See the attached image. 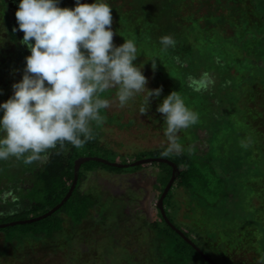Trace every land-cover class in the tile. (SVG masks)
I'll use <instances>...</instances> for the list:
<instances>
[{
	"label": "trees",
	"instance_id": "trees-1",
	"mask_svg": "<svg viewBox=\"0 0 264 264\" xmlns=\"http://www.w3.org/2000/svg\"><path fill=\"white\" fill-rule=\"evenodd\" d=\"M75 2L60 0V6L71 8ZM108 3L112 7L114 45L133 39L138 54L134 62L143 64L148 88H162L159 97H149V106L155 105L154 125L165 129L156 106L172 90L178 91L186 105L198 114L195 124L179 131L183 145L179 155H162L167 146L163 145L138 150L132 153V160L165 157L177 165L178 173L162 199L164 212L186 237L187 232L196 234L202 243L198 247L215 264H264V0ZM17 7L18 0H0V101L12 94L11 85L21 78L24 58L29 54L20 43L23 32L15 18ZM165 34L176 41L167 50L159 45V38ZM152 58H156L155 69L151 67ZM204 72L214 83L205 90L193 91L187 78H199ZM110 91L100 95L108 98ZM100 113L101 120L91 124L93 138L81 147L68 142L58 144L47 151L40 163L25 164L23 158L9 157L18 160L23 171L18 177L13 170L9 179H3L7 185L1 188L13 190V200L0 204V223L37 216L58 203L71 184L74 160L79 156L132 161L100 142L103 124L115 118L108 115L107 109ZM198 130L206 133L203 151L192 144L198 138ZM146 164L159 167L153 185L158 198L171 174V166L164 161L127 167L95 159L81 162L76 184L58 208L34 221L0 226V264H38L40 249L61 255L57 264H212L164 220L156 204V217L151 220L140 212L127 214L124 207L137 203L142 194L131 186L119 197L92 185L82 187L90 172H133ZM26 170L30 183L20 186ZM172 187L186 194L191 218L203 213L208 217L214 206V225H220V229L207 224L212 221L211 216L203 219L201 225L185 224V229L174 223L170 216ZM244 213L251 220L242 218ZM131 226L143 228L148 237L137 251L120 242L121 228L135 241L141 240ZM88 228L93 233L107 228L105 238L91 241L84 234ZM252 238H256L254 242ZM190 240L197 244L193 238ZM248 250L253 253L251 261L244 257Z\"/></svg>",
	"mask_w": 264,
	"mask_h": 264
},
{
	"label": "clouds",
	"instance_id": "clouds-1",
	"mask_svg": "<svg viewBox=\"0 0 264 264\" xmlns=\"http://www.w3.org/2000/svg\"><path fill=\"white\" fill-rule=\"evenodd\" d=\"M111 8L108 0H76L71 8L61 7L60 0H18L20 43L29 54L21 78L11 85L12 94L0 101V160L16 157L30 164L44 160L58 144L81 147L93 138L91 124L101 120L100 110L110 106L100 95L109 89H116L121 107L146 90L140 114L149 107V97L160 96L162 88L146 87L143 64L134 62L135 41L114 45ZM175 44L170 34L159 38L163 50ZM151 61L155 69L156 58ZM187 79L197 92L214 83L207 72ZM156 111L166 124L162 155H179L183 145L177 133L195 124L198 114L176 90L163 96Z\"/></svg>",
	"mask_w": 264,
	"mask_h": 264
},
{
	"label": "rangeland",
	"instance_id": "rangeland-1",
	"mask_svg": "<svg viewBox=\"0 0 264 264\" xmlns=\"http://www.w3.org/2000/svg\"><path fill=\"white\" fill-rule=\"evenodd\" d=\"M83 2V0H82ZM144 74V73H143ZM149 80V79H148ZM146 87L147 84H146ZM110 95L108 99L110 100V106L107 109L108 115H112L115 118L112 119L110 123L103 124L102 132L100 133V142L115 150L120 156L125 157L127 160H132L133 155L132 153L142 150L148 149L155 146H163L167 145V138L164 135V128L157 127L155 124V117L153 116L154 106H149L145 113L140 114V106L139 104L142 103L143 95L145 92H141L140 94L137 93L133 98H131L126 105L121 107L119 102L116 98V89H110ZM140 95V96H139ZM152 118V119H151ZM154 118V119H153ZM130 121V123H129ZM119 124H118V123ZM198 138H195L192 144L197 146L199 151H203L206 148V143L204 137L206 133L204 130H198L197 132ZM178 142L181 144V136L180 133H177ZM182 145V144H181ZM98 156V155H94ZM101 157V156H99ZM116 159L122 160L121 157H116ZM7 162L4 160H0V189L7 185L3 179H6L11 176V172L15 170V174L20 177L21 172L23 171L20 167V163L17 161L11 160L10 158L6 159ZM13 161V162H12ZM40 163V161H38ZM158 165L153 164H146L145 166L136 169L133 172H121V173H109L103 170L96 171L95 173H88V177L83 181L82 187L83 188H90V185L96 187L97 189L107 190L109 193L115 195V197H119L124 195V189L129 185L132 188L136 189L137 191L141 192V197L137 201V203H132L131 205H127L124 207V210L127 214H138L139 212L144 214V217L148 220H151L156 217V210L155 204L157 201V189H153L155 174L158 171ZM28 170L24 171L21 177L25 179L20 180V186H26L30 183L27 181L26 177L28 176ZM26 176V177H25ZM92 187V188H93ZM260 188V187H258ZM258 188H255L254 191L257 192ZM6 189V188H5ZM175 187L171 188V191L174 193L171 199L170 208L173 210L170 211V216L174 223L178 224L181 228L185 229V224L189 225L187 227H191L193 223H197L198 225L202 224L203 219H208L211 216L213 219L208 221L207 224L212 226L214 223V206L210 212H208V217H206V213L203 214H196L193 216L194 218L190 217L191 212H189L188 206V198H186V194L179 190H174ZM15 193V192H14ZM185 195V196H184ZM0 204H4L5 201L13 200V190H3L0 193ZM212 198V197H211ZM210 198V199H211ZM214 201V200H212ZM211 201V202H212ZM247 204V200L245 202ZM121 206V205H119ZM178 207V208H177ZM250 208V203L248 204ZM262 209V205L259 206ZM122 208V207H121ZM106 207H104L105 211ZM135 209H138V212H134ZM112 210H107L108 213H111ZM216 211V210H215ZM246 212V211H245ZM245 215L242 216L244 219L251 220V216L244 213ZM187 216V217H184ZM233 222L236 221L235 219L232 220ZM91 223V222H90ZM120 223V221H119ZM126 224V223H125ZM132 225V224H131ZM220 226V225H219ZM213 227L216 229H220V227ZM130 227V226H129ZM131 228L136 229L137 232H133L135 236H139L141 240H134L132 234H127L124 232V229H120V237L121 243H126V246L129 248H137L142 246V243L148 238L146 233L144 232L143 228ZM107 229V228H105ZM105 229L103 231L94 232L91 228L87 229L84 234L88 235L91 241H97L100 237H104ZM216 229V230H217ZM214 230V229H213ZM124 233V234H123ZM188 238H193L197 246H202L201 240L196 236L195 233L187 232ZM127 234V235H125ZM105 238V237H104ZM256 238H252V242H254ZM90 241V242H91ZM260 241V240H259ZM84 245V244H83ZM82 246V245H81ZM117 248V247H116ZM252 250V249H251ZM247 251L244 253V257L246 260H252V251ZM116 253V252H115ZM39 254V261L38 264H57L60 260H62L61 255H55L54 253L50 252L49 250L40 249L37 253ZM116 255V254H115ZM255 255V254H254ZM214 257V256H213Z\"/></svg>",
	"mask_w": 264,
	"mask_h": 264
},
{
	"label": "water",
	"instance_id": "water-1",
	"mask_svg": "<svg viewBox=\"0 0 264 264\" xmlns=\"http://www.w3.org/2000/svg\"><path fill=\"white\" fill-rule=\"evenodd\" d=\"M87 159H95V160H99L111 165H116V166H122V167H127V166H133L139 163H143V162H149V161H153V160H157V161H164L166 163H168L171 166V174L162 190V192L160 193V195L157 198L156 201V206L159 209V211L161 212L164 220L172 227L174 228L187 242H189L192 246H194L207 260H209L212 264H215L211 259H209L201 250L198 246H196L188 237H186L179 229H177L167 218L164 209H163V204H162V199L165 196V194L167 193L168 189L170 188L174 178L176 177L177 173H178V167L177 165L165 158V157H144V158H139L136 160H132V161H128V162H114L108 159H105L103 157H99V156H79L74 160V164H73V179L71 181V184L67 190V192L65 193V195L61 198V200L56 203L54 206H52L51 208H49L47 211L43 212L42 214H39L37 216H33L30 218H25V219H17V220H12L9 222H3L0 223V226H5V225H12V224H16V223H24V222H30V221H34L37 220L39 218H42L48 214H50L52 211H54L56 208H58L70 195L71 191L73 190L76 181H77V175H78V168L81 164V162L87 160Z\"/></svg>",
	"mask_w": 264,
	"mask_h": 264
}]
</instances>
